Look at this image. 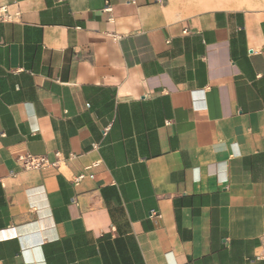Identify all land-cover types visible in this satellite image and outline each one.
I'll list each match as a JSON object with an SVG mask.
<instances>
[{"label": "crops", "instance_id": "0c3cea01", "mask_svg": "<svg viewBox=\"0 0 264 264\" xmlns=\"http://www.w3.org/2000/svg\"><path fill=\"white\" fill-rule=\"evenodd\" d=\"M213 1L0 0V264H264V0Z\"/></svg>", "mask_w": 264, "mask_h": 264}, {"label": "built area", "instance_id": "2783aa9c", "mask_svg": "<svg viewBox=\"0 0 264 264\" xmlns=\"http://www.w3.org/2000/svg\"><path fill=\"white\" fill-rule=\"evenodd\" d=\"M12 19V15L6 6H0V22H8ZM18 162L26 171L41 170L46 168L60 169L65 164V159L61 153H56L55 160L51 161L47 156L34 155L31 153L19 155ZM85 178L84 174H80L73 178V182L79 185Z\"/></svg>", "mask_w": 264, "mask_h": 264}, {"label": "rangeland", "instance_id": "374dc122", "mask_svg": "<svg viewBox=\"0 0 264 264\" xmlns=\"http://www.w3.org/2000/svg\"><path fill=\"white\" fill-rule=\"evenodd\" d=\"M211 6H239L247 3V0H214Z\"/></svg>", "mask_w": 264, "mask_h": 264}]
</instances>
